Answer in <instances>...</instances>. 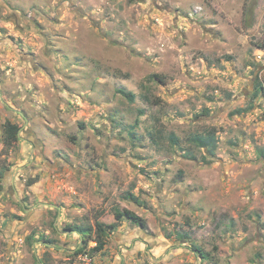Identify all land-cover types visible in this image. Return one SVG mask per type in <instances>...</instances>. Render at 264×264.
Returning <instances> with one entry per match:
<instances>
[{
	"label": "rangeland",
	"instance_id": "374dc122",
	"mask_svg": "<svg viewBox=\"0 0 264 264\" xmlns=\"http://www.w3.org/2000/svg\"><path fill=\"white\" fill-rule=\"evenodd\" d=\"M259 44L264 0H0V264H114L137 228L124 264H264ZM125 209L147 228L75 253Z\"/></svg>",
	"mask_w": 264,
	"mask_h": 264
},
{
	"label": "trees",
	"instance_id": "16d2710c",
	"mask_svg": "<svg viewBox=\"0 0 264 264\" xmlns=\"http://www.w3.org/2000/svg\"><path fill=\"white\" fill-rule=\"evenodd\" d=\"M259 48H264V44H259ZM125 97L130 100H134L135 94L131 91H127L125 89L119 90ZM20 126L16 123H13L10 120H7L4 124V132H5V142L8 145L13 144L14 142L20 139L19 135ZM172 140L174 143H177V138L173 135ZM195 141L200 146H211L212 148L216 145L215 135L209 133L205 136H197L195 137ZM116 222L111 223L109 226H106L102 221L97 220L95 225L92 226L90 224H70L67 225L65 229L71 232H76L81 236L83 244L76 249L75 253L79 254L84 252V248L88 246L91 241H95L96 244L90 250L92 253L99 252L104 249L106 245V236L108 231H114L117 227V223L122 220H128L132 224L138 225L143 229L147 228V221L142 216L138 215L136 212L125 209V210H116L115 211ZM178 237L184 240L189 239V235L185 233H179ZM149 248V246H148ZM194 251H196L197 255L201 258L207 259L204 251L196 246L193 247Z\"/></svg>",
	"mask_w": 264,
	"mask_h": 264
},
{
	"label": "crops",
	"instance_id": "0c3cea01",
	"mask_svg": "<svg viewBox=\"0 0 264 264\" xmlns=\"http://www.w3.org/2000/svg\"><path fill=\"white\" fill-rule=\"evenodd\" d=\"M136 231L135 232H122V233H117L115 234V238L117 240V242L119 243V248L122 249V246H123V252H121V255L123 256H120L119 254V257L115 258V263L114 264H124V251H126V247H129V249L127 248V253L130 251L133 252L132 254H134L136 251L140 252L142 250V247L144 246V244H142L141 242H135V237L137 236V233H140V230L139 228L135 229ZM136 235V236H135ZM134 236V238H133ZM120 242H122L120 244ZM143 245V246H142ZM131 254V253H130ZM102 264V262L100 263Z\"/></svg>",
	"mask_w": 264,
	"mask_h": 264
},
{
	"label": "built area",
	"instance_id": "2783aa9c",
	"mask_svg": "<svg viewBox=\"0 0 264 264\" xmlns=\"http://www.w3.org/2000/svg\"><path fill=\"white\" fill-rule=\"evenodd\" d=\"M94 260L88 253H83L79 256L78 264H93Z\"/></svg>",
	"mask_w": 264,
	"mask_h": 264
},
{
	"label": "flooded vegetation",
	"instance_id": "af4514ba",
	"mask_svg": "<svg viewBox=\"0 0 264 264\" xmlns=\"http://www.w3.org/2000/svg\"><path fill=\"white\" fill-rule=\"evenodd\" d=\"M138 240H135L134 241V243L135 242H137ZM139 241L142 243V244H144V245H148V244H146L147 243V239H144V236H142L141 238H139ZM149 246V245H148ZM150 247V246H149ZM128 249H129V247H127Z\"/></svg>",
	"mask_w": 264,
	"mask_h": 264
}]
</instances>
